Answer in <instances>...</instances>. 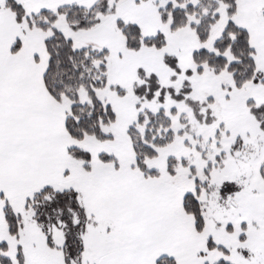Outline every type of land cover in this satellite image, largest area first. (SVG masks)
<instances>
[{
  "label": "snow or ice",
  "instance_id": "snow-or-ice-1",
  "mask_svg": "<svg viewBox=\"0 0 264 264\" xmlns=\"http://www.w3.org/2000/svg\"><path fill=\"white\" fill-rule=\"evenodd\" d=\"M0 264H264V0H0Z\"/></svg>",
  "mask_w": 264,
  "mask_h": 264
}]
</instances>
